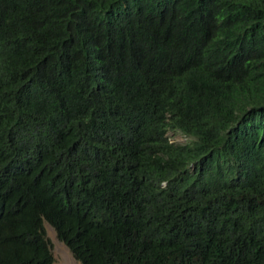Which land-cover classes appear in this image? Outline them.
Returning <instances> with one entry per match:
<instances>
[{
  "label": "trees",
  "instance_id": "1",
  "mask_svg": "<svg viewBox=\"0 0 264 264\" xmlns=\"http://www.w3.org/2000/svg\"><path fill=\"white\" fill-rule=\"evenodd\" d=\"M44 221L80 264H264V0H0V264H54Z\"/></svg>",
  "mask_w": 264,
  "mask_h": 264
},
{
  "label": "rangeland",
  "instance_id": "2",
  "mask_svg": "<svg viewBox=\"0 0 264 264\" xmlns=\"http://www.w3.org/2000/svg\"><path fill=\"white\" fill-rule=\"evenodd\" d=\"M168 136L172 141L177 143H185L191 139L179 131H169ZM44 228L46 236L51 244L54 264H80L79 261L74 258L64 242L57 237L53 227L46 221H44Z\"/></svg>",
  "mask_w": 264,
  "mask_h": 264
}]
</instances>
